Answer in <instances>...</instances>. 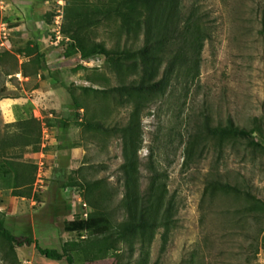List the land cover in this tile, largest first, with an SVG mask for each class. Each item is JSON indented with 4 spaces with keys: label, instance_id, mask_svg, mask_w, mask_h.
Wrapping results in <instances>:
<instances>
[{
    "label": "rangeland",
    "instance_id": "rangeland-1",
    "mask_svg": "<svg viewBox=\"0 0 264 264\" xmlns=\"http://www.w3.org/2000/svg\"><path fill=\"white\" fill-rule=\"evenodd\" d=\"M105 1L0 0V28L10 45L0 46V101L15 99V112L26 109L39 120L40 141L54 125L51 140L59 142L41 173L32 164L34 183L24 208L7 215L0 205L6 228L32 241L11 249L0 238V264H67L65 258L46 259L35 246L58 253L66 248L73 264H264V145L204 130L205 124H232L254 130L257 143L264 138V0H182L207 18L201 50L174 65L162 94L131 97L113 88L143 80L132 59L117 66L102 56L84 60L69 49V39L53 44L56 16L62 28L70 11L93 10ZM91 35L108 49L142 45V36L125 34L115 18L92 27ZM34 46L37 51L25 57ZM166 67L162 63L157 79ZM72 97L83 104L78 118ZM66 117L63 128L58 121ZM6 119L0 110V140L8 142L19 125ZM86 121L103 129H86ZM130 124L137 137L136 191L146 194L153 183L162 202L156 225L126 241L114 233L130 218L121 168L123 132ZM12 156L0 145V159ZM39 174L47 189L34 193ZM62 182L74 184L84 202L85 183L93 197L102 193L111 239L63 231L78 210L60 191Z\"/></svg>",
    "mask_w": 264,
    "mask_h": 264
},
{
    "label": "trees",
    "instance_id": "trees-1",
    "mask_svg": "<svg viewBox=\"0 0 264 264\" xmlns=\"http://www.w3.org/2000/svg\"><path fill=\"white\" fill-rule=\"evenodd\" d=\"M117 19L119 28L127 35L134 37L142 36V45L136 50L108 49L101 42H96L91 35V28L100 25L103 21ZM67 21V23H66ZM207 18L195 6L185 8L182 0H106L101 7L90 10L85 9L72 13L70 11L65 18V25H62L61 34L70 41L69 49L79 54L84 60L95 56H102L114 65L132 59L136 65L141 67L145 76L143 80L133 84H123L113 88V91L121 96L132 95H158L166 88L174 65L179 62L187 63V54L199 52L202 48V41L206 37L204 28H209ZM37 46L26 50L25 57L31 52L37 51ZM41 60L42 55H36ZM113 57V59L111 58ZM191 60V58L189 59ZM122 61V62H121ZM167 63L163 75L158 78L162 63ZM124 66V65H123ZM134 68V65L132 66ZM131 67V68H132ZM124 68V67H123ZM92 90V88H88ZM74 115L78 118L79 111L83 104L72 97ZM81 121V120H80ZM18 132L7 141L0 140V145L6 148L32 147L34 152L39 150L41 123L39 120L27 115L17 122ZM68 120L61 119L58 124L66 128ZM133 122H131L132 124ZM131 124L124 130V155L126 162L121 166L125 172L124 186L126 188L124 204L130 218L119 225L116 234L118 240L128 241L134 234L143 235L145 231L156 225V213L161 205V192L152 183L146 194L138 195L136 191V136ZM54 127V125H49ZM86 129H103L102 124L94 121H86L81 124ZM206 134L212 137L232 136L240 137L249 141L255 148H263L264 138L257 143L254 138V130L235 127L232 124L226 127H210L205 124ZM32 164L18 162L13 159H0V176L12 175L14 179L13 190L10 195L13 197L30 198L34 183ZM67 187L78 188L72 183H60V191L64 192ZM87 194L85 203L91 209L87 219L77 215L73 220L63 225L66 233L82 234L91 233L94 236L111 239L113 233L110 230V220L101 211V202L104 196L101 192L97 197L90 194V187L85 183ZM154 187V188H153ZM229 187L230 186H225ZM159 189V188H158ZM232 189V188H231ZM249 196L248 194H246ZM150 214L146 218L145 214ZM0 238L11 248L20 247L24 244L30 245L32 241L28 238L19 240L5 226V221L0 218ZM37 251L48 260H61L65 258L67 264H73L72 256L63 248L62 253L55 250H42L35 246Z\"/></svg>",
    "mask_w": 264,
    "mask_h": 264
},
{
    "label": "crops",
    "instance_id": "crops-1",
    "mask_svg": "<svg viewBox=\"0 0 264 264\" xmlns=\"http://www.w3.org/2000/svg\"><path fill=\"white\" fill-rule=\"evenodd\" d=\"M46 85V83L42 84ZM17 100L15 99H4L0 101V110L3 113V118H7L5 120V123H10V122H15L18 121L19 119L26 118L27 115H30V112L28 110H24V112H15V106L17 105ZM33 103V101H32ZM70 111V109L68 110ZM35 112V110H34ZM17 113V114H16ZM5 115V116H4ZM64 120H68V117L64 118ZM45 127V126H44ZM42 129V128H41ZM55 127H49L48 130L43 131L44 134V139L40 141L39 145V150L37 152H34L31 147H15V148H10V150L13 153V160L18 161V162H23V163H28V164H39L42 163L44 164V168L46 165H48L51 161L54 160L56 157L57 153V146L59 142H55L51 140V136L53 135V130ZM50 138V140H49ZM72 156H76V151L75 149L71 152ZM13 183L14 179L12 175H3L0 176V205L3 206L4 210L6 211L7 215H12L14 211L18 210V208H24L25 202H27V198L25 197H13L11 195L8 196H3L2 193H11L13 190ZM40 192L36 193H43L46 192L47 187H44ZM34 190V189H33ZM35 193V190H34ZM34 204V203H32ZM0 206V207H1Z\"/></svg>",
    "mask_w": 264,
    "mask_h": 264
},
{
    "label": "built area",
    "instance_id": "built-area-1",
    "mask_svg": "<svg viewBox=\"0 0 264 264\" xmlns=\"http://www.w3.org/2000/svg\"><path fill=\"white\" fill-rule=\"evenodd\" d=\"M52 30L50 31L53 34V44L57 45L58 42L63 40H67L68 38H62V34H61V24H60V20H59V16L55 17L54 20V24H53ZM0 46H4L7 47L9 49L10 45L8 43V36H7V32L4 28V26H2L0 28ZM17 78H19V75H16ZM38 169L41 171L44 168V164L39 163L37 164ZM45 184L44 181L42 180V177L38 176V179L36 180V183L34 184V190L35 192H40L44 189ZM64 195L65 198L68 200V202L70 203V207L74 210H78V212L74 213L76 215H79L81 218L83 219H87L89 213L91 212V209L89 208V206L87 205V203H85L81 197L79 196V193L77 192V189L75 187H67L64 190ZM79 206V207H77Z\"/></svg>",
    "mask_w": 264,
    "mask_h": 264
}]
</instances>
